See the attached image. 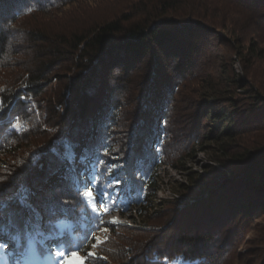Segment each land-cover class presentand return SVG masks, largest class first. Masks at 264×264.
Returning <instances> with one entry per match:
<instances>
[{
  "label": "trees",
  "instance_id": "trees-1",
  "mask_svg": "<svg viewBox=\"0 0 264 264\" xmlns=\"http://www.w3.org/2000/svg\"><path fill=\"white\" fill-rule=\"evenodd\" d=\"M70 1L0 0V71L17 64L16 53L22 47L19 33H29V30L20 31L16 22ZM237 1L252 9L264 6V0ZM179 3L180 0H159L153 10L144 11L137 20L128 13L123 18L97 25L84 36L74 34L69 40L50 42L44 34H35L50 43L42 61L32 69L26 67L17 85L0 84V155H5L0 159V204L3 205L0 244L12 247L11 250L0 247V264H45L54 248L49 242L42 243L44 236H37V230L80 247L91 238L94 225L102 224L103 208L113 211L141 205L135 209L142 220L148 219L154 208L150 198L158 188L154 187L156 167L163 162L177 167L171 159L186 148L174 145L163 150L172 134L170 114L175 90L185 77H195L202 63L201 51L209 43L206 27L197 20L170 14L178 10ZM69 52L74 55L71 60L77 54L76 72L65 82L58 108L50 109L53 115L57 113L53 126L44 118V127L40 128L35 122L34 109H41L36 96L42 92L45 81L53 76L61 77L51 71L62 55ZM144 60H152L151 84L148 83L147 94L143 96L142 111L135 116L134 131L123 138L128 132H123L121 92L112 82L128 75ZM225 80L226 85L234 81ZM225 91V88L216 91L205 87L195 102L190 122L194 129L202 121L208 122L210 127L202 132V138L223 141L222 147L230 145V141L251 125H264L261 122L264 121V99L249 94L254 101L244 107L238 104L237 98L223 95ZM251 116L261 120L253 122L249 119ZM18 123L23 128L17 130L14 125ZM28 124L27 133L23 130ZM51 127L59 128L60 133L41 142L39 150L17 159L13 157L18 141L26 139V135L50 131ZM118 135L121 140H117ZM228 153L216 159L220 166L208 164L206 172L193 176V184L179 183L183 202L196 200L190 206H200L207 212L219 207L218 214H224L217 220L218 224L224 220L232 223L234 216L246 218L264 209V143L254 150L236 155ZM69 155L79 164L84 158L80 167L75 163L78 178L73 172L65 173L67 163H60ZM54 169L59 171L53 174ZM81 171L87 174L85 182L80 178ZM115 178L121 181L118 188ZM88 180L112 194L113 199L103 205L89 201V190L95 191ZM77 187L81 189L76 191ZM21 191H26L24 201L18 196ZM93 207L100 213L99 220ZM57 224L62 227H52ZM191 224L202 226L199 222ZM105 227L112 237L119 229H133L118 222H107ZM14 236L18 239H13ZM112 237L103 252L119 258L114 264H204L205 252L215 239L207 227L194 236L177 238L173 243L174 252L147 245L136 257L131 254V245L118 239L121 236H116L113 245ZM101 262L106 261L98 260Z\"/></svg>",
  "mask_w": 264,
  "mask_h": 264
},
{
  "label": "rangeland",
  "instance_id": "rangeland-1",
  "mask_svg": "<svg viewBox=\"0 0 264 264\" xmlns=\"http://www.w3.org/2000/svg\"><path fill=\"white\" fill-rule=\"evenodd\" d=\"M157 3L159 0H72L59 8L36 12L19 19L16 27H20L18 28L20 31L29 30V33H19L22 47L16 53L17 64L4 69L3 72L0 71L1 86L17 85L22 81V71L26 67L32 69L42 61V56L50 43L35 37V34H44L50 42L55 39L69 40L74 34L84 36L97 25L123 18L122 15L128 13L131 16L135 15L137 20L143 16L144 11L153 10ZM170 14L177 18L180 16L197 20L199 25L206 27L209 38V43H206V47L201 51L202 63L199 69H196L195 77H185L180 81V87L174 93L175 102L171 103L172 134L169 144L165 145L163 150L167 151L174 145L179 147L185 145L187 149L171 159L177 167L166 162L156 167L154 187L158 188L152 192L150 198L154 208L151 209L148 219L142 220L136 211L135 208L141 205L113 211L103 208L100 211L101 221L105 223L97 222L99 227L93 231L91 238L77 249L69 250L77 252V255H70L65 264L117 263L118 257L103 252L112 237L105 226L107 222L113 221L126 224L133 229L128 231L119 229L113 233L111 244H115L116 236H121L118 239L130 244L133 249L131 254L136 257L147 245L154 246L160 251L174 252L173 243L177 238L194 236L201 229L206 230L210 227L215 239L207 251L209 254L205 252L207 261L204 264H264V209L254 211L246 218L234 216L232 223L224 220L218 224L217 220L224 214L223 212L218 214L219 207L210 208L208 212L200 206L192 207L190 202L194 200L183 202L179 188V183L193 184L192 177L206 172L208 164L220 166L216 159L225 157L227 152L236 155L254 150L264 143V125H251L247 131L230 141V145L222 147L223 141L212 139L205 141L202 138V132L210 127L208 122L202 121L197 129L190 124L191 116L195 112V102L207 86L216 91L225 88L227 91L222 94L237 98L238 104L244 107L248 102L254 101L249 94H254L260 100L264 99V6L252 9L237 0H180L178 10ZM76 55L72 60L74 55L70 52L62 55L51 71L52 74H61V77L55 79L53 76L45 81L42 92L36 96L41 109L35 108L34 114L35 122L40 128L44 127V118L51 126L57 118L55 117L57 113L53 115L50 109L56 107L58 100L63 98L65 82L76 72ZM151 70L152 60H144L143 63L134 66L128 75L121 76L118 80L113 79L112 85L121 92V120L125 127L123 132L126 130L128 132L123 138L134 131L137 123L135 116L142 111L143 96L147 94L148 83L151 84L149 79ZM225 78L234 81L226 85ZM174 79L172 77L171 81ZM57 111L61 113L59 109ZM249 119L253 122L261 120L254 116ZM14 126L17 130L23 128L20 123ZM28 126L29 124L23 131L28 133L30 131ZM51 128L42 134L26 135V139L18 141L13 157L17 159L39 150L41 142L60 133L59 128ZM119 139L121 140L120 135L117 137V140ZM228 142L224 140V143ZM3 156L5 155L1 154L0 159ZM75 163L77 167L82 165ZM78 175L77 172L74 173L75 178H78ZM83 181L85 182L84 179ZM80 189L77 187L75 190ZM125 190L128 192L127 188ZM25 193L26 191L18 193L20 200ZM92 195L95 196L93 191ZM206 196L205 193L204 197ZM93 202L98 205L100 203L98 200ZM188 209L189 212L186 211ZM197 222L202 226L191 224ZM7 249L11 250L12 247L9 245ZM89 253H95L96 256L91 257ZM85 257L87 259H82ZM105 257L106 259H103ZM98 260L106 262L98 263ZM45 264H54V261L46 257Z\"/></svg>",
  "mask_w": 264,
  "mask_h": 264
},
{
  "label": "snow or ice",
  "instance_id": "snow-or-ice-1",
  "mask_svg": "<svg viewBox=\"0 0 264 264\" xmlns=\"http://www.w3.org/2000/svg\"><path fill=\"white\" fill-rule=\"evenodd\" d=\"M53 151L55 152V149ZM60 163L61 164L67 163V167L64 169L65 173H68V172L75 173L76 172L75 161H74V159H73V157L71 155H69L67 157L66 161L65 160H61ZM80 163L81 164L84 163V158L83 157L81 158ZM56 171H59V169H54L53 170V174H55ZM86 175H87L86 173L81 171L80 178L84 179L86 177ZM61 178L63 179L64 177H61ZM0 182H2V181H0ZM87 183L88 184H93V181L92 180H88ZM120 183H121V181L119 180V178H115V186L117 188L119 187ZM85 186H87V184ZM93 190L95 191V196L92 195V191H90L87 194L89 201L98 200L103 205L105 201L113 199L112 194L106 192L103 188L98 187L95 184H93ZM54 191H55V189H53V192ZM9 199L11 200L12 197H9ZM23 199H24V197H21V200H23ZM112 206L115 207L116 206L115 203H113ZM0 208H3L2 204H0ZM93 213H94V215H96L97 220H99L100 213L96 212L95 207H93ZM113 222H115V221H113ZM101 223H105V222L101 221ZM52 227H62V225L57 224V225H52ZM98 227H99V224H95L92 231H94ZM104 230L107 231V229H104ZM92 231L89 233V235H91ZM36 235L37 236H44V241H42V243L45 242V241L49 242L50 245L54 248V251H51L49 253V257L48 258L52 259L55 262V264H65L67 258L70 255L71 256L77 255V252L69 251L70 248H78L79 246H77L76 244H69L67 242L58 241V240H56L54 238L53 235L49 234V235L45 236L44 233L40 232L39 230H37ZM93 238L96 239V237H93ZM13 239H18V237L14 236ZM0 247L7 249V248H9V244L3 243V244H0ZM89 256L95 257L96 254L95 253H89ZM82 259H87V257L82 258ZM103 259H106V257L103 258Z\"/></svg>",
  "mask_w": 264,
  "mask_h": 264
}]
</instances>
